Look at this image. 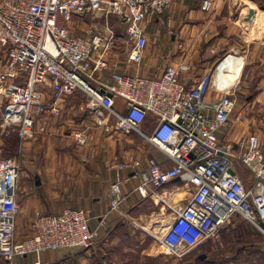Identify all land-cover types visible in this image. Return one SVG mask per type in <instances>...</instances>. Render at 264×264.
I'll list each match as a JSON object with an SVG mask.
<instances>
[{"label":"built area","instance_id":"built-area-1","mask_svg":"<svg viewBox=\"0 0 264 264\" xmlns=\"http://www.w3.org/2000/svg\"><path fill=\"white\" fill-rule=\"evenodd\" d=\"M174 1L0 0V129L5 137L16 134L23 144L36 133H46L43 121L60 116V102L83 93L89 98L94 125L109 135H138L166 158L165 163L149 158L145 170L140 160L121 162L109 189L110 209L97 225L81 208L38 213L30 234L22 240L17 236V220L23 170L15 158L0 160V259L4 264H20V259L31 255L37 257L33 264H42L41 255L47 251L88 250L111 215L133 224L135 220L123 210L129 199L123 186L130 179L141 180L135 192L144 199L159 198V190L175 180L186 189L181 205L169 206L173 218L158 238L177 258L216 238L236 216L264 232L260 136L244 134L237 150L223 144L219 136L231 124L238 101V82L227 85L221 77L229 73L221 67L230 55L217 60L193 88L180 80L192 69L186 58L177 66L168 65L160 77L134 76L120 71L113 28L96 22L118 18L126 32L125 63L139 65L149 45V19L169 11ZM211 7V0L202 4L204 11ZM87 17L95 23L85 36L76 35L71 24ZM216 76L225 87L214 85ZM211 91L216 97L208 101ZM47 93L51 98H46ZM118 98L124 101L123 110L117 108ZM149 115L155 118L151 130L145 128ZM72 137L86 147L88 129H77ZM123 172L130 174L124 178Z\"/></svg>","mask_w":264,"mask_h":264},{"label":"crops","instance_id":"crops-1","mask_svg":"<svg viewBox=\"0 0 264 264\" xmlns=\"http://www.w3.org/2000/svg\"><path fill=\"white\" fill-rule=\"evenodd\" d=\"M204 1L175 0L169 11L150 18L147 27L149 45L143 62L139 65H127L122 55L119 58L120 71L134 76L157 78L168 65L177 66L186 58L192 69L188 73H183L180 80L187 88H193L210 69L205 66L206 64H199L205 57L204 45L210 43L215 48L210 60L216 62L222 54L230 55L229 59L242 61L239 78L242 79L244 71L246 84L258 78L256 80L258 93L254 102L264 103V76L261 74L264 69V20L260 26L255 23L259 13H264V0H211L212 7L208 11L202 9ZM251 9L255 13L248 23L246 18ZM88 27L84 20L79 19L71 24L72 31L79 36H85ZM253 29L256 30L254 34ZM153 32H156L155 35H152ZM215 97L216 94L212 91L207 100L211 101ZM46 98H51V95L47 93ZM116 102L117 108L123 110L124 101L118 98ZM60 106L62 111L59 118H54L50 122V119L43 121L47 130L55 134L64 132L66 121H71L69 120L71 115H76L75 112L80 109L82 117L80 120L74 118L78 124H74L72 132L87 128L88 144L85 149L64 154L49 150L44 159L37 158L39 150L35 152L31 148L36 140L41 139L46 143L47 135L39 134L26 141L25 158L29 166L22 171L20 180L21 212L17 220V236L20 240L26 237L27 232L30 234V221L36 214H57L65 207L86 210L92 225H97L100 218L110 209L109 189L117 180V168L121 162L134 158L142 161L145 170L149 158H155L163 163L166 161L165 155L157 148L149 144V147L141 148L135 144L138 135H121L113 139L103 127L94 125L88 103L76 101V97H68L60 102ZM233 116L231 124L221 130L219 136L223 144L235 147L246 134L247 119L245 123H239L234 121ZM154 125L155 118L149 115L145 128L151 130ZM165 166L169 167L171 164L167 163ZM129 174L123 172L122 175L127 178ZM140 183V179H130L123 186V192L129 198L124 203L123 210L129 214L132 210L136 212L141 199L142 201L144 199L135 192ZM179 194H183L184 200L186 199V189L175 180L159 190V198H149L161 201L164 204L161 210H164L173 206ZM117 217L111 215L108 226L113 225L119 219ZM165 224L167 227L169 222L162 221L160 226ZM93 249L82 254L76 252L73 254L72 250L47 251L40 259L42 264H86ZM36 260L37 257L31 255L20 259L19 263L33 264Z\"/></svg>","mask_w":264,"mask_h":264},{"label":"rangeland","instance_id":"rangeland-1","mask_svg":"<svg viewBox=\"0 0 264 264\" xmlns=\"http://www.w3.org/2000/svg\"><path fill=\"white\" fill-rule=\"evenodd\" d=\"M84 22H86L87 26L95 23L90 17L85 18ZM96 22L100 25L109 23L119 42L116 55H118V58L122 55L124 56L126 44L123 41L126 37V32L120 20L116 17H110L107 20H96ZM155 33L153 32L152 35H155ZM203 49L205 57L199 61V64H206L207 68H211L215 63V60H210L215 48L209 43L206 46L204 45ZM223 55L225 56V54H222L220 57H224ZM244 74L245 72L243 71L241 75L243 77L238 82V101L233 116L234 121L245 123V119H247L245 123L247 130L245 133H255L260 136L264 153V103L254 102L258 93V88L256 87L258 78L256 77L252 83L248 82L246 84ZM261 74L264 76V69ZM71 97H76V101L85 103L89 101V98L83 93H78ZM75 113L76 115H71V118H69L71 121H66L64 132L55 134L47 130L44 134H35V137L39 134L40 136L47 135L46 143L38 138L39 140H36L34 145H32L31 150L34 149L35 152L39 150L37 158L43 157L45 159L49 150L64 154L71 151L75 152L77 149H85V147L77 145L72 137L74 124H78L77 120L82 117L80 109ZM56 118H59V116ZM74 118L77 120L75 121ZM47 119H50V122L54 118L50 117ZM35 129L37 132L38 128ZM110 136L116 139L121 135L113 134ZM137 138L135 139V144L140 145L141 148L149 147L140 137L137 136ZM25 143L22 144L16 134L8 138L5 137L0 129V160L15 158L19 161L22 170H26L29 165L26 164ZM245 175L249 176L247 172H245ZM163 206L164 204L158 199L148 198L146 200L143 199V201L141 199L136 212L132 210L130 212L131 215L129 214L135 220L133 224L122 220L118 216L117 218L120 220L116 218L117 220L113 225H107L93 247L90 248L94 249L89 254L91 257H89V262L86 264H264V232L256 226L244 222L238 216L230 224L224 226L216 238L206 241L184 258L180 259L171 255L158 240L163 233L156 230L152 232L147 229L150 224L156 227L160 226L162 221L168 223L172 220L173 211L171 209L161 210ZM28 235L27 232L26 237ZM88 250H72L71 252L73 254L75 252L82 254ZM0 264H3V262L0 261Z\"/></svg>","mask_w":264,"mask_h":264},{"label":"bare ground","instance_id":"bare-ground-1","mask_svg":"<svg viewBox=\"0 0 264 264\" xmlns=\"http://www.w3.org/2000/svg\"><path fill=\"white\" fill-rule=\"evenodd\" d=\"M263 16H264V13H262V12L259 13L258 19L255 20V23L257 24V26H260L262 24V21L264 20ZM246 26H248V25H246ZM254 32H256L255 29L252 30L253 34H254ZM241 69H242V61L241 60H233V59H229V58L223 63V65L221 67V70L229 72L231 74H234V75L238 76L237 79L233 82V84L239 82ZM218 81H219L218 80V76H216V79L214 81V85H217V86L219 85V86L225 87V84L223 85L222 83H218ZM184 198L185 197H184L183 194H179L177 196V198L174 200L173 206H176V207L180 206V202H183ZM165 226H166V224L163 225V226H158L156 228V227H153L152 224H150V227L149 228L147 227V229L152 231V232H154L156 230L157 232L163 233V232H165L166 228L168 227V226L167 227H165Z\"/></svg>","mask_w":264,"mask_h":264},{"label":"water","instance_id":"water-1","mask_svg":"<svg viewBox=\"0 0 264 264\" xmlns=\"http://www.w3.org/2000/svg\"><path fill=\"white\" fill-rule=\"evenodd\" d=\"M254 10L251 9L248 14H247V18L246 21L249 23L251 22L253 16H254ZM222 80L226 82L227 85H231L233 84V82L237 79L238 76L231 74V73H223L222 74ZM264 227V226H263Z\"/></svg>","mask_w":264,"mask_h":264}]
</instances>
